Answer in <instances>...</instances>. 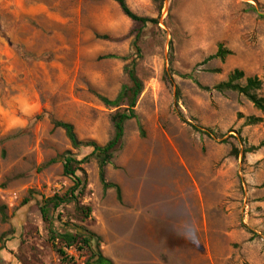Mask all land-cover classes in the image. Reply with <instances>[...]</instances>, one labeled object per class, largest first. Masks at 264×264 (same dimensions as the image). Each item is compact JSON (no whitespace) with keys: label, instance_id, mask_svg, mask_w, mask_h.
Instances as JSON below:
<instances>
[{"label":"rangeland","instance_id":"1","mask_svg":"<svg viewBox=\"0 0 264 264\" xmlns=\"http://www.w3.org/2000/svg\"><path fill=\"white\" fill-rule=\"evenodd\" d=\"M126 2L158 24L134 23L111 0H0V264H67L39 202L73 185L59 157L82 159L92 149L74 150L54 122L105 145L117 108L100 97L113 100L130 85L133 61L145 135L128 121L106 171L122 201L103 190L93 157L83 165L84 197L54 213V228L89 229L114 264H264V149L242 153L264 139V122L245 118L264 113L242 95L213 90L240 69L262 80L264 95V0ZM221 44L232 54L205 63ZM68 253L71 264L89 255Z\"/></svg>","mask_w":264,"mask_h":264},{"label":"trees","instance_id":"2","mask_svg":"<svg viewBox=\"0 0 264 264\" xmlns=\"http://www.w3.org/2000/svg\"><path fill=\"white\" fill-rule=\"evenodd\" d=\"M117 3L122 13L134 23L140 24L145 27L148 23L158 24L157 19L141 17L131 11L127 5L126 0H111ZM141 37V31H138L133 41V48L137 54H140L139 41ZM232 52L225 48L222 44L219 45L217 52L214 55L209 56L206 62L213 59L225 60L226 57L231 55ZM129 77L130 85L122 86L120 92L115 99L110 100L106 97H100L101 101L106 107L117 108L114 114L111 116V122L113 124L114 132L111 139L105 145H99L95 141H82L78 138L75 127L71 123L64 121H55L56 128L62 129L67 138L69 139L71 146L74 150H80L82 148H91L92 152L82 158L78 159L71 151H67L59 157L63 166V175L72 180L73 185L63 194H55L50 198H43L39 202V210L43 222L50 224V234L52 239V245L59 254L61 260L64 263H73L74 258L68 253V251L75 250L77 253L82 254L87 252L88 258L84 264H114L111 259L106 257L100 248V237L87 228L77 226L72 223L64 224V228L56 230L55 221H60V213L56 220L54 219V213L60 208H66L71 204L79 205L81 199L84 197L87 189V176L83 165L88 163L93 157L98 161L99 166V180L106 192L110 189H114L119 201H122V189L119 185L111 183L106 178L107 167L112 164V161L116 158L117 151L122 147V142L125 136V125L128 121L136 120L141 132V136H144V130L142 124L136 114V104L139 96L144 90L143 82L139 79L135 70V61L128 64L125 68ZM219 72V70H213ZM183 77L194 80L201 88V86L192 74L184 75ZM208 89L209 88H203ZM213 90L219 93L235 92L244 96L250 103L253 104L255 109L264 113V95H263V82L258 77H250L240 69H235L228 75L227 80L215 85ZM264 120L261 116H248L245 118L246 125H257L263 123ZM195 130L202 134H213L210 129L203 130L196 127ZM260 149H264V139L257 146L246 147L242 151L244 156L248 153L256 152ZM232 155L239 157L240 152L238 148L233 147ZM56 160H52L54 163ZM28 199L24 200V203H28ZM82 213L86 218L90 217L91 209L88 207H81ZM1 220L7 219V207L0 205ZM2 247H0V251Z\"/></svg>","mask_w":264,"mask_h":264}]
</instances>
